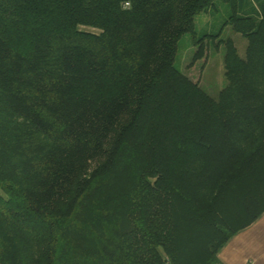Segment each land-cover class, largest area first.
Returning <instances> with one entry per match:
<instances>
[{
  "label": "trees",
  "instance_id": "16d2710c",
  "mask_svg": "<svg viewBox=\"0 0 264 264\" xmlns=\"http://www.w3.org/2000/svg\"><path fill=\"white\" fill-rule=\"evenodd\" d=\"M223 1L213 98L214 0H0V264H222L264 213V0Z\"/></svg>",
  "mask_w": 264,
  "mask_h": 264
},
{
  "label": "rangeland",
  "instance_id": "374dc122",
  "mask_svg": "<svg viewBox=\"0 0 264 264\" xmlns=\"http://www.w3.org/2000/svg\"><path fill=\"white\" fill-rule=\"evenodd\" d=\"M238 4L239 13H248L252 16L255 14L250 12L251 9L258 12L261 8L259 0H238ZM230 13L229 6L223 0H214L213 7L196 17L195 31L198 38L204 35L218 34V36L208 38L209 45L206 46L205 54L194 64L191 62L197 47L194 45L192 35L186 34L178 44L175 67L193 82H200L202 89L213 98L218 97L219 92L226 84L223 68L224 47L219 45L218 41L227 38L233 39L241 56L246 45L245 40L240 35L233 33L229 27H225ZM85 30L97 32L92 29L85 28Z\"/></svg>",
  "mask_w": 264,
  "mask_h": 264
},
{
  "label": "crops",
  "instance_id": "0c3cea01",
  "mask_svg": "<svg viewBox=\"0 0 264 264\" xmlns=\"http://www.w3.org/2000/svg\"><path fill=\"white\" fill-rule=\"evenodd\" d=\"M222 264H264V213L235 235L219 252Z\"/></svg>",
  "mask_w": 264,
  "mask_h": 264
},
{
  "label": "built area",
  "instance_id": "2783aa9c",
  "mask_svg": "<svg viewBox=\"0 0 264 264\" xmlns=\"http://www.w3.org/2000/svg\"><path fill=\"white\" fill-rule=\"evenodd\" d=\"M247 264H253L252 262H248Z\"/></svg>",
  "mask_w": 264,
  "mask_h": 264
}]
</instances>
